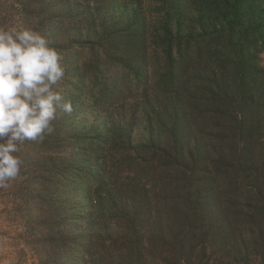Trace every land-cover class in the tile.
Returning a JSON list of instances; mask_svg holds the SVG:
<instances>
[{
	"label": "trees",
	"instance_id": "1",
	"mask_svg": "<svg viewBox=\"0 0 264 264\" xmlns=\"http://www.w3.org/2000/svg\"><path fill=\"white\" fill-rule=\"evenodd\" d=\"M84 1L56 16L73 111L17 153L39 264H264V0Z\"/></svg>",
	"mask_w": 264,
	"mask_h": 264
},
{
	"label": "clouds",
	"instance_id": "2",
	"mask_svg": "<svg viewBox=\"0 0 264 264\" xmlns=\"http://www.w3.org/2000/svg\"><path fill=\"white\" fill-rule=\"evenodd\" d=\"M62 60L42 32L0 28V187L19 175L21 146L52 134L58 110L73 111L57 88L65 77Z\"/></svg>",
	"mask_w": 264,
	"mask_h": 264
},
{
	"label": "rangeland",
	"instance_id": "3",
	"mask_svg": "<svg viewBox=\"0 0 264 264\" xmlns=\"http://www.w3.org/2000/svg\"><path fill=\"white\" fill-rule=\"evenodd\" d=\"M81 8L88 12H94L92 5H86L84 0H67L69 4L78 2ZM62 0H0V28L10 27H28L45 34L52 46L63 36L64 29L61 30L60 25L56 23L57 14L61 12ZM93 2V1H92ZM120 13V9L114 10ZM74 13V10H73ZM70 28H75V25ZM80 28H88L87 24H78ZM66 31V30H65ZM67 34V32H66ZM66 36V35H65ZM90 51H85L81 55V59L89 60ZM260 64L264 66V53L260 54ZM93 78L87 80L88 90L98 88L94 84ZM65 83L62 81L58 86V90L64 93ZM130 111V107L127 106ZM86 121H91L92 117L84 115ZM139 125V124H138ZM135 128L133 134L138 138L142 130L140 127ZM24 171V168L21 171ZM20 174V173H19ZM14 180L7 182V187H0V264H39L40 255L43 253L42 245L39 241L34 242L28 239L27 222L22 210V203L15 201ZM18 205H17V203ZM39 248L41 251H37ZM79 258L81 254L78 253Z\"/></svg>",
	"mask_w": 264,
	"mask_h": 264
}]
</instances>
